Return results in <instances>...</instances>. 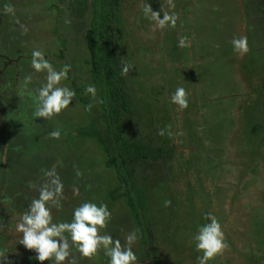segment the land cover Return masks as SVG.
<instances>
[{
  "label": "rangeland",
  "instance_id": "374dc122",
  "mask_svg": "<svg viewBox=\"0 0 264 264\" xmlns=\"http://www.w3.org/2000/svg\"><path fill=\"white\" fill-rule=\"evenodd\" d=\"M145 1L122 0L119 48L140 133L174 156L140 227L84 133L91 11L0 0V264H264V0Z\"/></svg>",
  "mask_w": 264,
  "mask_h": 264
},
{
  "label": "trees",
  "instance_id": "16d2710c",
  "mask_svg": "<svg viewBox=\"0 0 264 264\" xmlns=\"http://www.w3.org/2000/svg\"><path fill=\"white\" fill-rule=\"evenodd\" d=\"M145 2L160 14V0ZM64 4L73 19L78 21L91 11L85 44L89 54V80L99 86L102 116L93 115L84 133L100 144L107 166L116 174L122 190H119L120 194L141 227L140 215L149 219L150 210L145 173L153 169V164L170 162L174 151L167 144L157 146L151 140H145L134 119L136 114L127 79L128 67L119 48L122 0H64ZM100 119L104 120V130ZM141 233L143 242L147 244L146 233Z\"/></svg>",
  "mask_w": 264,
  "mask_h": 264
}]
</instances>
